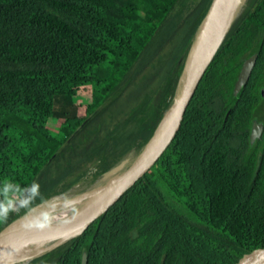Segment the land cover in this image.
Here are the masks:
<instances>
[{"label":"trees","instance_id":"trees-1","mask_svg":"<svg viewBox=\"0 0 264 264\" xmlns=\"http://www.w3.org/2000/svg\"><path fill=\"white\" fill-rule=\"evenodd\" d=\"M212 2L182 21L173 12L183 0H0V204L12 202L0 233L141 153L178 95ZM67 122L78 129L60 139ZM253 122L262 130L250 143ZM263 239L264 0H252L236 8L149 167L79 233L11 264H80L82 253L86 264H214Z\"/></svg>","mask_w":264,"mask_h":264},{"label":"water","instance_id":"water-1","mask_svg":"<svg viewBox=\"0 0 264 264\" xmlns=\"http://www.w3.org/2000/svg\"><path fill=\"white\" fill-rule=\"evenodd\" d=\"M232 9H233L232 0H213L208 12L205 25L200 33V36L197 38L196 44L194 45L191 59L189 63L187 61L183 67L182 79L177 95L178 107L175 113L174 123L172 126L170 136L166 141L164 147L152 159L150 164L165 149V147L168 145V143L171 141L172 137L174 136L175 132L177 131L183 119L188 102L194 92L196 84L234 15L235 11H233ZM205 51H207L208 53L207 58L201 66H198L199 57ZM255 57L256 55L253 54L242 62L241 68L239 70L238 76L234 84V88H233L234 93H236L247 80L249 73L252 69V66L254 64ZM165 116L161 121L158 129L154 133L153 137L160 131L161 127H163ZM261 130H262V125L260 123L253 122L251 124L250 133H249L250 143H252L256 138L259 137ZM146 146L141 151V153L128 165L126 170L120 172L113 178L117 179L121 177L122 174H124L129 169L145 162L148 159V155L146 154ZM125 163L126 161L119 164L110 174L114 173L118 169H121ZM135 179H133L129 184L125 185L120 190H118L107 202L96 208H91L92 205H89L81 210L79 209V206H76V201L78 199V196L73 197L72 199L75 204L70 208L69 210L70 212H76L75 215H78L80 213H83L87 209H89V211H87L85 214H80L81 216H77L76 218H74L73 221L70 220L72 222H68L69 224H65V226H63L61 229L52 231L50 233L48 232L43 236L24 240L16 244L15 246L1 252L0 264L14 263L16 261H19L23 258L30 256L28 254L38 249L39 251L48 250L54 247L55 245L63 242L67 238L79 233L86 226L92 223L96 218H98L101 214H103L115 202V200L134 182ZM109 181L110 180H108V182ZM108 182L103 187H105L108 184ZM97 191L98 190L94 191L92 189L90 191L89 189L85 197L93 195ZM80 264H86L85 253L81 254ZM214 264H264V239L253 241L245 247L235 249L228 256L217 260Z\"/></svg>","mask_w":264,"mask_h":264},{"label":"bare ground","instance_id":"bare-ground-1","mask_svg":"<svg viewBox=\"0 0 264 264\" xmlns=\"http://www.w3.org/2000/svg\"><path fill=\"white\" fill-rule=\"evenodd\" d=\"M239 2L240 0H232L233 11H235L239 6ZM207 55V51L201 54L198 60V66H201L203 64V62L207 58ZM190 59L191 57L188 59V63ZM177 107L178 97L169 107L164 119L163 127H161L160 131L151 139V141L146 146V154L148 155V159L145 162L126 171L119 179H116L115 181L112 180L111 182L109 181L105 187L98 190L95 194L87 196L86 199L78 198L76 201V206H79V209L82 210L89 205H92L91 208L99 207L100 205L107 202L118 190L129 184L133 179H135L136 177L141 175L143 171H145L152 159L160 152V150L164 147L166 141L168 140L174 123V117ZM111 179L112 178H110L109 180ZM74 204V202H69L62 204L61 206L57 205L55 209H49L47 215H43V213H40L44 209H38L33 214L24 219V221L16 223L13 226L7 228L0 233V253L24 240L43 236L48 232L50 233L52 231L61 229L63 226H65V224H69L68 222H72L77 216H81L80 214H85L87 211H89V209H87L83 213L75 215L76 212L69 211L70 208L74 206ZM37 252H39V249L31 253L29 252L30 254L28 255H31L33 253L36 254Z\"/></svg>","mask_w":264,"mask_h":264},{"label":"rangeland","instance_id":"rangeland-1","mask_svg":"<svg viewBox=\"0 0 264 264\" xmlns=\"http://www.w3.org/2000/svg\"><path fill=\"white\" fill-rule=\"evenodd\" d=\"M199 0H183V5L178 7V9L176 11L173 12L174 16L175 17H180L181 20L183 21L187 15H188V12L187 10L192 6L194 5L195 3H197ZM252 0H240L239 2V7L240 8H243L246 4H249ZM210 9V8H209ZM208 12L209 10L206 12V14L199 20V24L195 27V31L194 33L192 34V37H191V42H190V45L194 46L196 44V41H197V38L200 36V33L205 25V22L207 20V16H208ZM181 34H182V28L180 26V24H176V36L177 38H180L181 37ZM87 87H83V88H79L76 90L77 92V99L85 104L87 103L88 101V95H86V92H87ZM60 125V130L61 132H59L58 136L60 137V139H63L67 134L68 132H72L74 130H77L78 129V126H76L75 124L73 123H59ZM128 165V164H127ZM126 164L123 165V167L121 169H118L117 171H115L114 173L112 174H109L107 177L103 178L100 182V185H98V187L96 188H92V190L96 191V190H99L101 189L107 182L110 178H112L110 180V182L112 180H116L114 179L113 177H115L117 174H119L120 172L126 170V168L128 167ZM120 178V177H119ZM117 178V179H119ZM113 181V182H114ZM113 184V183H112ZM110 184V185H112ZM89 191V190H87ZM87 191H85L84 193L82 194H79L77 195L78 198H81V199H86L85 195L87 194ZM91 191V189H90ZM69 202H74L73 199H63V200H60V201H57V202H54V203H51L47 206H43L41 207L40 209H44L42 210V212L40 213H43V215H47L49 209L51 208H54L59 205L61 206L62 204L64 203H69ZM58 206V207H59ZM39 213V214H40Z\"/></svg>","mask_w":264,"mask_h":264},{"label":"clouds","instance_id":"clouds-1","mask_svg":"<svg viewBox=\"0 0 264 264\" xmlns=\"http://www.w3.org/2000/svg\"><path fill=\"white\" fill-rule=\"evenodd\" d=\"M31 192L33 193V195H35L36 186L32 187ZM26 203H27L26 200L21 201V204H26ZM11 208H12V202L11 201H9L7 205L0 204V215H6Z\"/></svg>","mask_w":264,"mask_h":264}]
</instances>
